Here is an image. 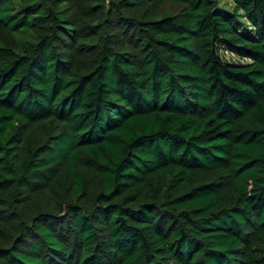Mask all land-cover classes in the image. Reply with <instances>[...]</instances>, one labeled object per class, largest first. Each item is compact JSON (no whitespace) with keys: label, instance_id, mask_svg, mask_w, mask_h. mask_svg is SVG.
Listing matches in <instances>:
<instances>
[{"label":"trees","instance_id":"trees-1","mask_svg":"<svg viewBox=\"0 0 264 264\" xmlns=\"http://www.w3.org/2000/svg\"><path fill=\"white\" fill-rule=\"evenodd\" d=\"M230 1L0 0V264H264V0Z\"/></svg>","mask_w":264,"mask_h":264},{"label":"rangeland","instance_id":"rangeland-1","mask_svg":"<svg viewBox=\"0 0 264 264\" xmlns=\"http://www.w3.org/2000/svg\"><path fill=\"white\" fill-rule=\"evenodd\" d=\"M168 8H171V9H174V10H177V6L176 5H173V4H170L168 5ZM220 8L223 9L226 13L228 12H232L233 11V8H234V5L232 4V2L230 0H220ZM223 52V51H221ZM222 54V57L223 59H225L226 61H230V62H242L238 56H235L231 53H228V52H225V53H221ZM246 61V60H244Z\"/></svg>","mask_w":264,"mask_h":264}]
</instances>
